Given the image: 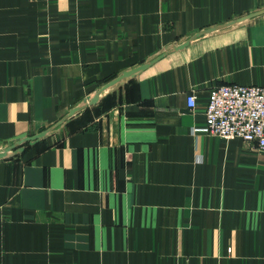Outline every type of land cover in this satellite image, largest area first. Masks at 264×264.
<instances>
[{
	"label": "crops",
	"instance_id": "1",
	"mask_svg": "<svg viewBox=\"0 0 264 264\" xmlns=\"http://www.w3.org/2000/svg\"><path fill=\"white\" fill-rule=\"evenodd\" d=\"M262 8L0 0V147L167 45ZM247 23L168 53L0 160V264H264V148L200 130L211 88L264 85V25Z\"/></svg>",
	"mask_w": 264,
	"mask_h": 264
},
{
	"label": "built area",
	"instance_id": "2",
	"mask_svg": "<svg viewBox=\"0 0 264 264\" xmlns=\"http://www.w3.org/2000/svg\"><path fill=\"white\" fill-rule=\"evenodd\" d=\"M193 109L195 96L186 97ZM201 131L222 139L240 138L264 148V85L222 84L210 89Z\"/></svg>",
	"mask_w": 264,
	"mask_h": 264
},
{
	"label": "water",
	"instance_id": "3",
	"mask_svg": "<svg viewBox=\"0 0 264 264\" xmlns=\"http://www.w3.org/2000/svg\"><path fill=\"white\" fill-rule=\"evenodd\" d=\"M262 15H264V8L250 13L242 14L219 24L200 29L192 35H189L186 38L182 39L180 42L176 41L171 45H167L166 47H164L161 53H159L152 59L121 71L118 75L101 85L95 92L86 95L81 102L70 108L63 117H61L52 125L33 135H27L26 133H23L10 140L7 145L0 147V160L9 159L17 153H21L25 149L26 145H33L41 138L46 137L52 131L56 130L59 126L66 125L76 113L80 112L88 106L96 105L100 101L101 95L104 92H107L115 85L123 84L125 81H129L130 79L137 77L140 73H142L144 70H146L148 67H150L152 64H154L156 61H158L168 53L183 49L193 40L202 35L217 33L230 27L240 26L249 22L251 19Z\"/></svg>",
	"mask_w": 264,
	"mask_h": 264
},
{
	"label": "rangeland",
	"instance_id": "4",
	"mask_svg": "<svg viewBox=\"0 0 264 264\" xmlns=\"http://www.w3.org/2000/svg\"><path fill=\"white\" fill-rule=\"evenodd\" d=\"M246 25L248 26L264 25V15L251 19Z\"/></svg>",
	"mask_w": 264,
	"mask_h": 264
}]
</instances>
